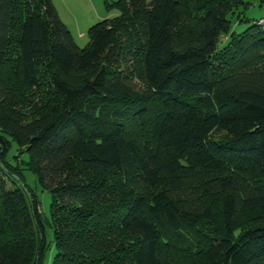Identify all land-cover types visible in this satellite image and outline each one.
I'll return each instance as SVG.
<instances>
[{
	"label": "trees",
	"instance_id": "obj_1",
	"mask_svg": "<svg viewBox=\"0 0 264 264\" xmlns=\"http://www.w3.org/2000/svg\"><path fill=\"white\" fill-rule=\"evenodd\" d=\"M243 3L107 1L79 47L52 0H0V264H44L46 228L51 264H264V27L230 31Z\"/></svg>",
	"mask_w": 264,
	"mask_h": 264
},
{
	"label": "rangeland",
	"instance_id": "obj_2",
	"mask_svg": "<svg viewBox=\"0 0 264 264\" xmlns=\"http://www.w3.org/2000/svg\"><path fill=\"white\" fill-rule=\"evenodd\" d=\"M243 4H239L238 7L234 9V14L231 17V28L230 31H235L236 33L241 32L244 30L247 26H249L254 19H257L259 17L264 16V0H243ZM238 16L241 18V20L238 19ZM75 29H72L74 32ZM227 39V36L223 35L220 38L219 45L223 43L224 40ZM76 44L79 47H83L88 42V35L86 32V36L82 39L76 38L74 39ZM219 48H221L219 46ZM43 66L40 69V73L43 72V70L46 68V63L42 64ZM137 86L139 85L138 81L134 80V82ZM10 140L11 138L8 137ZM18 155V150L16 144L11 141V145L8 151L7 155V161L10 164H14L16 162L15 156ZM26 153H23L20 155V159L26 160ZM25 184L27 187L36 193L38 196L39 202H40V208L44 215L49 216V210H50V195L47 190H43L40 188V186L36 182L35 175L27 169L21 170ZM8 182V181H7ZM187 236V242L186 245L189 247V249H193L195 247H198L202 244H204L207 240L206 237H212L214 236L213 227L206 221H202L198 227L193 228L192 230H188L186 233ZM45 238L48 243V249L44 258V264H51L55 248L53 243V233L50 228H46L45 231ZM185 246V244H184Z\"/></svg>",
	"mask_w": 264,
	"mask_h": 264
},
{
	"label": "crops",
	"instance_id": "obj_3",
	"mask_svg": "<svg viewBox=\"0 0 264 264\" xmlns=\"http://www.w3.org/2000/svg\"><path fill=\"white\" fill-rule=\"evenodd\" d=\"M107 1L112 0H52L59 18L74 39L84 38L92 24L114 14V10L107 8Z\"/></svg>",
	"mask_w": 264,
	"mask_h": 264
},
{
	"label": "built area",
	"instance_id": "obj_4",
	"mask_svg": "<svg viewBox=\"0 0 264 264\" xmlns=\"http://www.w3.org/2000/svg\"><path fill=\"white\" fill-rule=\"evenodd\" d=\"M256 24L264 27V17H260L256 20Z\"/></svg>",
	"mask_w": 264,
	"mask_h": 264
}]
</instances>
